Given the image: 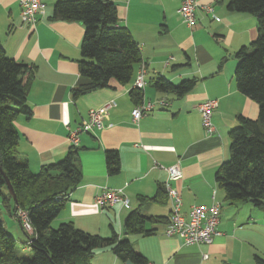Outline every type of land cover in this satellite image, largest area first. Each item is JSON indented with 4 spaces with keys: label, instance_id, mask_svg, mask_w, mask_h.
Wrapping results in <instances>:
<instances>
[{
    "label": "crops",
    "instance_id": "1",
    "mask_svg": "<svg viewBox=\"0 0 264 264\" xmlns=\"http://www.w3.org/2000/svg\"><path fill=\"white\" fill-rule=\"evenodd\" d=\"M43 1L45 11L31 27L21 19V0H0V39L6 52L37 65L28 94L32 113L19 114L15 121L20 155L29 160L34 172L62 159L71 147L69 129L85 121L91 108L116 103L105 115L102 129L81 134L83 179L69 193L53 224L72 221L102 236H110L114 229L119 238H128L149 264H243L249 253L262 255L264 231L259 239L258 224L251 222L252 207L247 203L231 207L216 183L218 166L229 158V131L237 126L238 116L259 115V104L238 89L235 78V53L259 34L256 16L229 9V0H199L196 23L190 27L178 11L183 0H111L117 5L119 23L128 27L139 43L143 61L136 64L129 83L112 80L109 87L74 98L73 88L87 81L79 70L85 26L80 21H52L49 17L57 0ZM204 5H213L215 15L204 11ZM170 57L174 59L166 66ZM142 63L148 68L146 99L167 97L169 105L157 107L135 122L132 109L136 103L130 91ZM161 75L175 83L196 76L198 82L190 92L176 97L150 84ZM208 98L219 101L210 133L200 112V104ZM107 149L120 154L117 174L107 173ZM174 163H179L184 173L174 182L182 195L183 213L188 214L193 204L221 203L220 234L211 243L185 245L181 237L165 234L171 215L167 198L140 206L139 195L155 196L168 177L166 167ZM105 186L124 188L129 204L99 206L95 196ZM139 207L147 215L168 217V222L154 225L157 230L151 235L127 234L126 216ZM3 220L16 238L15 230ZM9 222L22 227L14 216ZM92 261L127 264L109 247L98 248Z\"/></svg>",
    "mask_w": 264,
    "mask_h": 264
},
{
    "label": "trees",
    "instance_id": "2",
    "mask_svg": "<svg viewBox=\"0 0 264 264\" xmlns=\"http://www.w3.org/2000/svg\"><path fill=\"white\" fill-rule=\"evenodd\" d=\"M231 10L252 13L257 18L259 34L236 53L235 78L238 89L259 104L257 118L238 116V124L229 131V158L216 170V183L231 204L251 203L264 211V0H229ZM52 21H80L85 26L81 42L82 59L79 70L86 82L73 88L74 98L111 86V81L129 83L135 66L143 61L139 43L128 27L120 24L117 5L111 0H57ZM37 72V65L10 56L0 39V206L22 225L20 211H26L32 233L28 234L30 257L16 253L17 240L6 227L0 214V264H93L98 248L109 247L124 261L149 264L148 258L135 250L128 238H119L113 229L102 236L62 222L54 227L69 193L83 179L79 162L82 147L71 145L60 160L43 165L39 171L30 168L29 160L20 155V133L15 121L19 114L31 115L28 94ZM198 77L175 83L161 75L150 81L160 92L182 97L197 84ZM135 103L143 100L145 91L133 88ZM109 175L121 168L116 149L105 151ZM10 181L16 201L7 185ZM163 183L155 196L139 195L140 206L149 200L165 201ZM168 217L147 215L141 208L133 209L124 221L127 234H153L156 224L167 223ZM23 228V226H22ZM24 229V228H23ZM27 232V231H26ZM28 233V232H27ZM255 264H264L256 254Z\"/></svg>",
    "mask_w": 264,
    "mask_h": 264
},
{
    "label": "built area",
    "instance_id": "3",
    "mask_svg": "<svg viewBox=\"0 0 264 264\" xmlns=\"http://www.w3.org/2000/svg\"><path fill=\"white\" fill-rule=\"evenodd\" d=\"M199 0H183L178 11L183 21L192 27L196 23V10L199 6ZM207 13L215 12L213 5L202 6ZM45 11V3L43 0H21V19L33 27L38 21L39 15ZM174 57H170L165 61V65L171 64ZM148 68L142 63L138 69L134 80L133 88L145 91L148 84L147 80ZM116 105L114 101H110L102 108H91L88 118L80 123L78 127L69 129L68 140L73 146H79L81 134L90 132L104 127V117L108 113L111 106ZM169 100L167 97L157 99H146L135 104L132 109L133 121L138 122L141 117L153 111L157 107H167ZM219 101L215 98H208L200 104V112L203 118V126L208 133L213 130L212 116L214 110L218 107ZM157 164V163H156ZM168 177L165 181V189L168 201L171 206L170 220L165 230L167 236H179L185 245L211 243L216 235L220 234L218 225L220 223L221 203L218 201L212 204H193L188 214L183 213V199L179 188L174 182L183 178L184 173L179 163H174L166 167ZM95 202L101 206H112L116 203L123 205L129 204L130 200L124 191V188L104 187L95 196ZM22 218V226L25 230L32 231V226L26 211L19 212ZM208 258V254L203 255Z\"/></svg>",
    "mask_w": 264,
    "mask_h": 264
},
{
    "label": "rangeland",
    "instance_id": "4",
    "mask_svg": "<svg viewBox=\"0 0 264 264\" xmlns=\"http://www.w3.org/2000/svg\"><path fill=\"white\" fill-rule=\"evenodd\" d=\"M247 203V202H245ZM245 203L243 204H240V205H246ZM226 206H229L230 204L228 202L225 203ZM240 205H236V204H231V207H238ZM247 207H252V214H253V217L251 219V222H256L258 224V227H259V239L261 237V233L264 231V211L257 207V206H254L250 203H247ZM243 208V206H242ZM245 209V208H244ZM0 214H1V217L3 219H6L7 220V226L9 228H12L10 230H15V235H16V240H17V246H16V253L21 256V257H30L32 252L31 250L29 249V246H28V240H29V236L28 234L30 232H28L27 230L23 229L19 223H17L14 227L12 226V223L9 222V218L11 217L10 214L3 208L0 206ZM54 227H57L59 225H55L53 224ZM9 230V229H8ZM28 233H27V232ZM20 234V235H18ZM262 255L261 256H264V250H262ZM247 256V258L245 257V262L243 264H255V257H253V255L251 253H249L248 255H245Z\"/></svg>",
    "mask_w": 264,
    "mask_h": 264
},
{
    "label": "water",
    "instance_id": "5",
    "mask_svg": "<svg viewBox=\"0 0 264 264\" xmlns=\"http://www.w3.org/2000/svg\"><path fill=\"white\" fill-rule=\"evenodd\" d=\"M7 185H8V189H9L10 193L12 194V196L14 197V199H15V201H16L17 197H16V194H15V192H14V190H13V187H12V185H11V183H10L9 180H7ZM126 263H127V264H133V263L131 262V260H127Z\"/></svg>",
    "mask_w": 264,
    "mask_h": 264
}]
</instances>
